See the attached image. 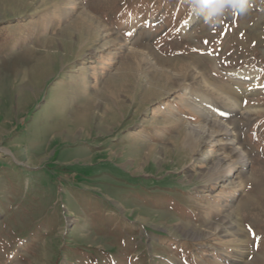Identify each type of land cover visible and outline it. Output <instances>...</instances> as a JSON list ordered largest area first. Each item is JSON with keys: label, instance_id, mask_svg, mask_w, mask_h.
Instances as JSON below:
<instances>
[{"label": "rangeland", "instance_id": "obj_1", "mask_svg": "<svg viewBox=\"0 0 264 264\" xmlns=\"http://www.w3.org/2000/svg\"><path fill=\"white\" fill-rule=\"evenodd\" d=\"M248 3L209 26L186 0H0V264H264ZM210 119L240 135L189 138Z\"/></svg>", "mask_w": 264, "mask_h": 264}, {"label": "clouds", "instance_id": "obj_2", "mask_svg": "<svg viewBox=\"0 0 264 264\" xmlns=\"http://www.w3.org/2000/svg\"><path fill=\"white\" fill-rule=\"evenodd\" d=\"M189 12L193 16H202L209 26H215L228 13L246 14L248 0H186Z\"/></svg>", "mask_w": 264, "mask_h": 264}, {"label": "bare ground", "instance_id": "obj_3", "mask_svg": "<svg viewBox=\"0 0 264 264\" xmlns=\"http://www.w3.org/2000/svg\"><path fill=\"white\" fill-rule=\"evenodd\" d=\"M29 51V50H28ZM36 52L35 49L29 52ZM137 57V56H136ZM141 58H143V56L141 55L140 56ZM138 56V59L140 58ZM188 64V63H187ZM186 67V65H185ZM208 88V87H207ZM230 91V90H229ZM227 92V91H226ZM212 94V92H210ZM229 93V92H228ZM220 97V95H219ZM223 99H225L223 97ZM227 99V98H226ZM225 99V100H226ZM239 105L237 102H235V105L233 107L237 108ZM235 120V119H233ZM229 122V121H228ZM211 126L212 127V135L213 134H220V133H225L228 135V137H230L229 141L232 142L234 141V137L237 135L239 136L240 135V132H239V126L237 125V123L235 121H230L228 124H225V126L218 122V121H212L211 123V119L210 120H206L202 125H199V126H195V125H190V133H189V138L193 137V135H197V133H199V131H202L203 129L206 130L207 127ZM203 130V131H204ZM233 137V138H232ZM234 153L236 154V152L234 151ZM238 155V154H237ZM242 159V162H244V157L241 158ZM238 160H234L232 162V165H231V168L230 170H235V169H238L240 168V166L243 164V163H237ZM221 169V166H217L216 167V173L219 172V170ZM235 171H233L234 173ZM231 172H228V175L230 174ZM225 221H227L230 225H234L237 229H239L241 231V228L239 227V224L237 222V219H235V216L233 218H231L230 220H228L227 218L224 219Z\"/></svg>", "mask_w": 264, "mask_h": 264}, {"label": "snow or ice", "instance_id": "obj_4", "mask_svg": "<svg viewBox=\"0 0 264 264\" xmlns=\"http://www.w3.org/2000/svg\"><path fill=\"white\" fill-rule=\"evenodd\" d=\"M253 235H254V233H253Z\"/></svg>", "mask_w": 264, "mask_h": 264}]
</instances>
